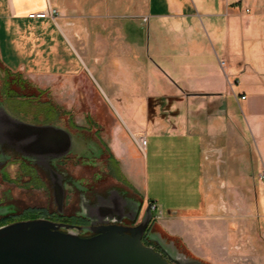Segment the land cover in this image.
I'll use <instances>...</instances> for the list:
<instances>
[{"label": "crops", "instance_id": "obj_1", "mask_svg": "<svg viewBox=\"0 0 264 264\" xmlns=\"http://www.w3.org/2000/svg\"><path fill=\"white\" fill-rule=\"evenodd\" d=\"M50 8L55 21L29 17ZM103 18L111 33L91 37ZM1 23L24 46L46 29L56 61L62 47L94 77L116 121L100 141L168 211L166 236L209 264H264V0H0Z\"/></svg>", "mask_w": 264, "mask_h": 264}, {"label": "flooded vegetation", "instance_id": "obj_2", "mask_svg": "<svg viewBox=\"0 0 264 264\" xmlns=\"http://www.w3.org/2000/svg\"><path fill=\"white\" fill-rule=\"evenodd\" d=\"M18 94L9 90L7 82L0 77V175L6 184L12 185L0 196V227L46 219L80 228L79 235L89 237L94 235L89 230L91 227L138 226L146 211L144 201L132 194L120 178L119 164L108 146H100L90 133L76 130L74 134L59 126L61 118L53 104L42 103L35 112L23 110ZM45 126L51 128L34 129ZM71 138L76 150L65 154ZM15 164L19 167L17 177L12 179L7 168ZM71 164L88 174H75L69 168ZM16 186L49 191L50 200L45 207L24 206L14 193ZM60 195L64 199L63 207L56 203ZM140 206V215L134 220ZM154 218L143 243L161 251L150 241V237L158 234Z\"/></svg>", "mask_w": 264, "mask_h": 264}, {"label": "rangeland", "instance_id": "obj_3", "mask_svg": "<svg viewBox=\"0 0 264 264\" xmlns=\"http://www.w3.org/2000/svg\"><path fill=\"white\" fill-rule=\"evenodd\" d=\"M124 21L133 29L129 31V36L131 38L145 40L150 36L147 26H142L141 20L136 21L135 19L126 18ZM26 23L22 22L20 25L24 27ZM108 26L109 23L103 18L100 26L101 29L92 28L88 32L91 37H94L98 33H100L101 36H105L111 33V30H106ZM14 27L15 28L10 31H6V29H8L6 24H0V77L3 81L7 82L9 90L13 92L18 91L19 97L22 98L21 107L23 110L35 112L37 110L36 108L42 103L45 104L48 102L49 104H53V108L61 118L59 126L69 129L74 134L77 132L76 130H81L88 135L90 133L100 146H107V144L100 140L102 137L106 140L112 137L116 124L114 120L115 117L112 116V111H115L112 107L110 109L109 102H106L104 94L97 86L94 77H92V75L90 76L89 72L86 71V67L80 63L74 52L73 54L76 59L71 55V59L67 61L62 56L63 50L62 47H60L58 50H55V54L59 57V60L56 61V57L52 56L50 52L48 43L47 45L45 44L48 35L46 29L41 30L42 35L39 40L35 42L36 46H24L19 40L20 37H18L19 39H17L16 42L15 32L17 29L16 26ZM72 32L74 36L79 39V31L73 30ZM73 48L78 49V46ZM87 64L91 68V63L87 62ZM94 74L102 87L108 92L100 75L98 73ZM134 93L141 98L142 95L139 91L138 93ZM32 116L33 115H29L30 118ZM106 155L105 152V158ZM72 165L73 164H71L69 168L75 174H88L78 166L72 167ZM18 167L19 166L15 164L7 168L12 179L17 177L16 173ZM119 174L122 179L120 170ZM122 181L126 186L130 187L132 194L140 196V199L144 201L145 208H147L150 201L149 197H146V193L141 191L145 197L144 199V197L137 191H134L126 181L123 179ZM109 182L122 186L113 180H109ZM9 186L12 185L6 184L2 175H0V196H2V193ZM13 190L19 199H22L21 202L24 206L45 207L50 200L49 191L30 188L25 189L22 186H16ZM161 210L160 207L157 211H153L156 221V231L161 234L163 238L169 241L174 240L166 236L160 229L159 219H161ZM163 212L164 216L168 214L167 210ZM176 244L180 251L193 257L188 252L184 251L178 242H176Z\"/></svg>", "mask_w": 264, "mask_h": 264}, {"label": "water", "instance_id": "obj_4", "mask_svg": "<svg viewBox=\"0 0 264 264\" xmlns=\"http://www.w3.org/2000/svg\"><path fill=\"white\" fill-rule=\"evenodd\" d=\"M51 128V126L34 129ZM34 132H31V135ZM72 135V134H71ZM71 138L65 154L76 150ZM59 207L64 199L56 198ZM149 203L142 222L135 227L107 224L89 228L93 236L82 237L73 226L46 219L16 222L0 227V264H209L180 251L174 240L161 234L150 237L161 251L143 243L154 218ZM141 206L135 213L137 220ZM66 230V231H63Z\"/></svg>", "mask_w": 264, "mask_h": 264}, {"label": "built area", "instance_id": "obj_5", "mask_svg": "<svg viewBox=\"0 0 264 264\" xmlns=\"http://www.w3.org/2000/svg\"><path fill=\"white\" fill-rule=\"evenodd\" d=\"M59 14L55 9L50 8L49 10L39 12V13H31L29 17L31 19H46L51 18L54 21L58 18ZM224 64V63H223ZM243 99H246V97H242ZM138 145L140 149L145 150L148 146V139L146 137H139L138 138ZM260 179L264 181V173L260 175ZM153 211H157L158 207L153 204Z\"/></svg>", "mask_w": 264, "mask_h": 264}, {"label": "trees", "instance_id": "obj_6", "mask_svg": "<svg viewBox=\"0 0 264 264\" xmlns=\"http://www.w3.org/2000/svg\"><path fill=\"white\" fill-rule=\"evenodd\" d=\"M176 242H178L179 243V241L177 240V239H174ZM180 244V243H179ZM180 247L182 248V249H184V247H182L181 246V244H180ZM184 251H186L185 249H184ZM187 252V251H186Z\"/></svg>", "mask_w": 264, "mask_h": 264}]
</instances>
